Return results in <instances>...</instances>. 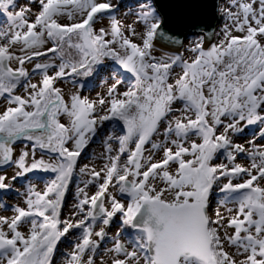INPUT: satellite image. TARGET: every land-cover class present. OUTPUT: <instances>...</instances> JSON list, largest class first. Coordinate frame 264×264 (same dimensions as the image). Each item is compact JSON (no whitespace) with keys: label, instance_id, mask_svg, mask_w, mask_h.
<instances>
[{"label":"snow or ice","instance_id":"6c2138e0","mask_svg":"<svg viewBox=\"0 0 264 264\" xmlns=\"http://www.w3.org/2000/svg\"><path fill=\"white\" fill-rule=\"evenodd\" d=\"M213 10L0 0V264H264V0Z\"/></svg>","mask_w":264,"mask_h":264},{"label":"water","instance_id":"95a60500","mask_svg":"<svg viewBox=\"0 0 264 264\" xmlns=\"http://www.w3.org/2000/svg\"><path fill=\"white\" fill-rule=\"evenodd\" d=\"M172 27L187 31L195 25L211 26L215 23L214 0H160Z\"/></svg>","mask_w":264,"mask_h":264},{"label":"rangeland","instance_id":"374dc122","mask_svg":"<svg viewBox=\"0 0 264 264\" xmlns=\"http://www.w3.org/2000/svg\"><path fill=\"white\" fill-rule=\"evenodd\" d=\"M19 3H21V4L27 3V0H19ZM4 23H6V17H4L2 14H0V24H4ZM94 148H95V151L97 153H99L103 150L101 144L94 145Z\"/></svg>","mask_w":264,"mask_h":264}]
</instances>
